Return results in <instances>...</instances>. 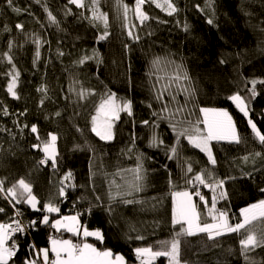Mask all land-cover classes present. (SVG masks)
Instances as JSON below:
<instances>
[{"label":"trees","instance_id":"trees-1","mask_svg":"<svg viewBox=\"0 0 264 264\" xmlns=\"http://www.w3.org/2000/svg\"><path fill=\"white\" fill-rule=\"evenodd\" d=\"M123 2L132 7L135 0ZM174 3L178 11L171 16L146 3L143 10L150 19L137 26L139 39L131 40L119 20L117 0H99L100 11L108 15L110 35L97 42L102 32L86 19L85 7L76 8L68 0H13L14 6L21 9L15 13L6 0H0V181L5 188L20 178L32 184L41 211L23 203L15 205L25 223L40 221L46 214L43 204L52 200L60 212L47 214L50 221L80 213L82 226L91 231L100 229L105 236L104 243L91 238L86 242L123 255L127 264H139L134 248L160 249L165 247L161 242L173 238L180 240L181 264H248L241 254L244 230L214 240H209L205 233L176 237L179 225L174 228L171 223V193H193L199 184H188L187 180L201 170L207 179L210 171L213 180L224 181L217 194L224 191L227 198H219L216 208L227 211L232 224L240 219V209L264 199L260 191L264 188V155H254L264 154V146L254 138L247 119L227 99L235 93L245 98L249 118L264 133V84L256 85L255 98L248 91L252 87L248 81L264 79V0ZM88 4L91 0H85V6ZM45 7L56 18V24L48 20ZM68 10L70 15L66 14ZM210 18L211 25L207 23ZM16 23L24 25L23 31L16 29ZM36 38L41 46L34 66ZM9 41L13 64L20 73L19 99H13L6 90L12 65L3 53L9 52ZM85 56L92 59L79 64ZM157 57L181 65L187 73L191 93L187 101H171L160 91L155 74H149ZM42 85L47 88L46 95L37 91ZM81 90L85 91L83 99L79 96ZM109 92L115 93L118 101L130 100L133 115L120 113L113 129L114 138L103 141L91 131V117ZM201 107L227 110L241 137L239 144L211 142L215 166L183 137L178 155L171 160L163 146L149 147L154 133L165 145L175 144L170 125L176 124L177 129L196 125L197 120L202 121ZM4 108L9 115L3 114ZM57 111L61 113L59 117L55 116ZM145 120L148 125L142 123ZM25 124H36L42 137L48 132L58 135V170L53 171L50 162L48 166L38 164L43 154L31 147L38 142L30 128H24ZM199 127L202 129L203 123ZM140 154L142 188L135 191L130 187L137 183L132 170L136 169ZM245 156L249 157L247 161ZM189 164L193 168L191 173L187 172ZM68 171L73 173L71 184L75 187L69 186L66 196L60 197L59 180ZM127 192L131 194H123ZM200 193L210 207L212 191L201 185ZM127 200L133 203H125ZM195 203L202 220L211 223L204 202L195 196ZM0 207L5 209L0 213V222L9 221L14 209L4 193H0ZM250 227L257 233L264 231V224L254 223ZM49 236L80 242L78 236L38 223L29 235L16 236L19 251L13 264H22L26 257L35 255L28 247L30 244L46 248ZM137 236L143 239L137 240ZM248 256L257 264H264V247L256 248ZM155 264H168V259L158 257Z\"/></svg>","mask_w":264,"mask_h":264},{"label":"snow or ice","instance_id":"snow-or-ice-1","mask_svg":"<svg viewBox=\"0 0 264 264\" xmlns=\"http://www.w3.org/2000/svg\"><path fill=\"white\" fill-rule=\"evenodd\" d=\"M39 2V0H37ZM8 7L12 9L15 13H20L21 9L17 8L13 4V0H6ZM69 4L74 5L76 8H84L85 0H68ZM146 3H151L156 8L165 12L167 15L171 16L178 11L174 0H135L134 9L130 8L129 5L123 3V0H117V4L120 6L123 12L125 27H128V14L130 11L134 12L135 18L143 24L145 21L149 20L150 17L143 10V6ZM91 12L90 20L102 22L104 25V31L98 36L97 42L106 40L110 35L108 32V15L103 13L99 8V0H91ZM209 6H211L209 4ZM199 7V6H198ZM45 12L47 13L48 20L56 24V18L48 11L45 7ZM66 14H71V10H68ZM208 24H213V20L210 18L207 21ZM17 30L23 31L24 25L22 23H16ZM185 31L188 30V25H184ZM5 30H8L5 26ZM128 36L134 40H138L139 37L134 36L132 31L128 32ZM36 45V51L34 54L33 65L35 66L40 57V46L41 41L36 38L33 41ZM9 52L3 53L4 58L9 64L12 65L11 70L7 73L10 77L7 83V92L9 96L13 99H19V94L17 92L18 81L20 73L17 71L16 66L13 64L10 51L12 48V41H9ZM127 47V46H126ZM94 54L98 56V53ZM59 55H63L60 52ZM92 59V57L85 56L79 60V64H84L86 60ZM99 62V61H98ZM221 63L226 61L221 60ZM161 63V58L157 57L153 60L152 64L154 68H159ZM174 63V62H169ZM177 75L173 76L171 79L179 81L181 78L187 80L189 79L186 72L183 73V77L179 75L182 70L181 65H176ZM251 84V88L248 91L251 93L253 98L256 97V85L264 84V79H252L248 81ZM38 92L47 93L46 86L42 85L37 88ZM185 92H189V89H185ZM81 99L85 96V91L81 90L79 93ZM158 98H160L158 96ZM235 107L243 114L244 118L247 119L248 126L254 135V138L264 146V133L257 128V125L249 118V106L245 98H243L239 93L232 94L227 97ZM41 105L44 103L42 98L40 101ZM167 111V109H165ZM183 111V109H180ZM127 113L129 116L133 115L132 102L127 99L117 100L115 93H106L105 98L96 107V114L91 117V131L98 136L103 141H111L114 138V126L115 121L120 119V113ZM200 113L203 116V120H197L196 125H190L189 127H183L177 129L176 124H171L173 132L176 136V143L168 146L164 144V141L160 139L155 133L149 140V147H164L167 149L166 155L169 160L173 159L178 155V147L180 144L181 137L188 141V144L193 148L199 149L200 152L207 156L208 163L215 166L217 163L213 150L211 147L212 141H226L228 143H241V137L237 132L236 124L233 120L232 115L221 108H206L201 107ZM3 114L5 116L9 115V110L7 108L3 109ZM25 113H20L24 115ZM61 113L57 111L55 116L59 117ZM155 115V113H153ZM14 123H16L14 121ZM145 125L149 124V121L145 120L142 122ZM190 123V122H189ZM203 123L204 127L201 129L199 124ZM156 125H154L155 127ZM19 127V125H18ZM24 128H30V132L35 135V139L38 143H34L31 147L34 150H38L43 154L42 158L38 160L39 165L48 166L50 162V167L53 171L58 170L59 161L58 156L60 153L57 148L58 135L53 132H48L46 137H42L39 132V128L36 124L24 125ZM79 131V129H77ZM23 132V128L20 129ZM14 138V137H13ZM131 151V149H129ZM256 157H260L264 154L261 152H255ZM143 158V154L137 157V167L132 170L136 173L137 183L131 185L135 191H140L142 185L139 183L143 179L141 176L142 164L140 163ZM245 161L249 159L248 156L243 157ZM187 172H193L192 166L189 164L187 167ZM74 179L73 173L68 171L59 180L60 187L58 189V194L60 197L66 196V189L69 186L75 187L71 184ZM212 182H209V181ZM193 181L198 182L199 185H203L209 188L212 193L211 206H208V202L205 197L201 195L199 189L197 188L193 193L189 191H173L172 196V216L171 223L175 228L179 225V231L176 232V237L194 236L199 233L207 234L209 240H214L216 237H220L229 233H241L244 230L246 235L240 240L241 254L245 256V260L248 264H257V262L248 256V253L255 251L256 248L264 247V231L257 233L252 229L254 223L264 224V199L258 200L256 203L249 204L247 207L240 209V219L232 224L229 222V214L227 211L217 210L216 204L219 198H227V193L224 191L217 194V189H223V180H213L212 173L209 171L207 179L205 178L204 170L196 173L194 177L187 180L188 184H193ZM68 182V183H65ZM170 187L172 185L171 179L169 180ZM260 191L264 193V188ZM0 193H4V198L12 204L15 216L18 217L22 215L19 209L15 207L17 204H27L34 211H41L37 208L40 203L37 197L33 194L32 184L26 181L24 178L17 180L11 187L5 188L4 182L0 181ZM124 195H130L131 192L123 193ZM193 195L198 196L200 201L204 202L205 208H207L208 216L211 218V223L203 221L201 218V212L198 210L197 204L193 201ZM99 199V197H97ZM14 202V203H13ZM125 203H133L131 200L124 201ZM5 209L0 207V213L4 212ZM42 211L46 213L42 220H32L27 226L23 225L22 222L14 217L11 222H0V264H13V258L17 255L19 251V245L15 239L17 233H25L27 227H34L38 223L49 225L56 231L63 229L64 231L71 233L74 236L80 237V242L74 243L71 239H60L49 236L48 244L46 248H36L34 244H30L28 247L35 253L34 256L26 257L22 264H40L42 259L43 264H127L125 257L121 254L114 253L111 249H99L95 245L86 242L88 237H93L100 243H104L105 236L100 229L88 230L83 227L79 216L80 213L75 215L61 216L59 219L50 221L49 215L52 213H59V207L49 200L47 203L43 204ZM111 212V208H109ZM137 240H142V236L135 237ZM165 247L160 249H154L152 246L136 247L133 249L136 260L139 264H155L158 257H166L168 259V264H181L180 259V240L173 238L171 241L161 242Z\"/></svg>","mask_w":264,"mask_h":264},{"label":"rangeland","instance_id":"rangeland-1","mask_svg":"<svg viewBox=\"0 0 264 264\" xmlns=\"http://www.w3.org/2000/svg\"><path fill=\"white\" fill-rule=\"evenodd\" d=\"M134 5H135V3H134ZM134 5L132 7H130V6L129 7L134 9ZM91 6H92L91 4H88L87 6H85V9L87 11L86 19L91 24H93L99 30V32H103L104 31V25L102 22L90 20L91 12L89 11V8H91ZM117 8H118L117 11H118L119 20L122 23L123 27L125 28L127 35H128L129 31H132L133 35L136 36L137 35L136 34L137 26H139L141 23H140V21H138L135 18L134 12L133 11L129 12L128 22H127L128 27H125V20H124L122 9L120 8L119 5H117ZM130 39L134 40L132 38H130ZM176 65H178V64L161 61L159 68H154L152 65L149 74H155L156 78L158 79L157 82H158V86L160 88V91L162 93H164L165 95H168L167 97L171 101L173 100V98L175 99V101H177L178 98H181L182 101H187L190 98V94H191L190 90H189V92L184 91L185 89H189L187 80H185L183 78H181L179 81L171 79L173 76L177 75ZM184 72L185 71L182 68L179 75H181V77H183ZM16 123H17V121H16ZM197 184H198V182H197ZM198 189L200 191L201 185L198 186ZM181 191H185V190H181ZM186 191L190 192V190H186ZM192 198H193V201L195 202V195H193ZM72 215H74V214H72Z\"/></svg>","mask_w":264,"mask_h":264},{"label":"built area","instance_id":"built-area-1","mask_svg":"<svg viewBox=\"0 0 264 264\" xmlns=\"http://www.w3.org/2000/svg\"><path fill=\"white\" fill-rule=\"evenodd\" d=\"M13 217H14L15 219L20 220V221L22 222L23 225H25V226L28 225V223H25V222L23 221V219H22V215L16 217V216H15V213H14L13 216H12V218H13ZM12 218H11V219H12ZM11 219H10L9 221H6V222H9V223H10V222H11ZM33 228H34V227H27V230H26L25 233H23V234H21V233H17L16 236L19 235L20 237H24V236H26V235H29L30 231L33 230ZM15 239H16V237H15Z\"/></svg>","mask_w":264,"mask_h":264},{"label":"crops","instance_id":"crops-1","mask_svg":"<svg viewBox=\"0 0 264 264\" xmlns=\"http://www.w3.org/2000/svg\"><path fill=\"white\" fill-rule=\"evenodd\" d=\"M201 117H202V120H203V116H202V114H201ZM66 216V215H65ZM43 218V217H42ZM42 218H41V220H42ZM60 218V217H59ZM59 218H57V219H59ZM84 227V226H83ZM56 230V229H55ZM61 230H63V229H61ZM91 231V230H90ZM88 238H91V239H95V238H93V237H88ZM74 243H77V242H74ZM48 246H49V244H48ZM47 246V247H48Z\"/></svg>","mask_w":264,"mask_h":264}]
</instances>
